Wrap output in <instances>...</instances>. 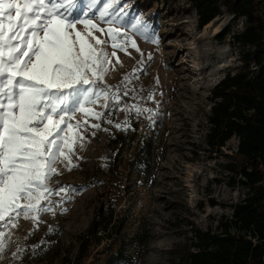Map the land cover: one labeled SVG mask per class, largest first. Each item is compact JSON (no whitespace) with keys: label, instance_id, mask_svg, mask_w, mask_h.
Here are the masks:
<instances>
[{"label":"rangeland","instance_id":"374dc122","mask_svg":"<svg viewBox=\"0 0 264 264\" xmlns=\"http://www.w3.org/2000/svg\"><path fill=\"white\" fill-rule=\"evenodd\" d=\"M133 2L126 0L125 22L143 19L158 43L145 42L130 27L121 29L128 31L140 51L131 47L130 55L117 51L120 63L112 58L114 70L104 83H120L136 69L126 85L129 94L124 96L121 91L119 105L106 112L103 98L91 105L94 111L105 113L101 120L75 114L73 124L87 121L79 130L83 140L71 156V163L78 166L69 171L65 163L58 162L61 174L49 185L68 187V198L54 216L41 215L38 225L22 216L16 226L9 225L0 264H98L111 259L116 250L130 255L131 264H171L169 252L187 240L191 227L215 229L222 216L231 215V205L246 195L241 175L228 168L239 161L235 156L238 137L232 136L219 150L205 140L210 92L227 71L240 64L231 35L242 30L245 18L235 19L222 8L220 15L199 26L186 0H154L149 10L156 14L153 23ZM227 25L231 32L221 38ZM95 35L107 38L99 32ZM146 91L153 93V99L143 103L141 94ZM125 105L151 112L124 111ZM101 194L124 223L113 234L116 242L111 249L97 252L108 243L104 239L91 248L88 257L78 260L79 237L91 222ZM60 199L52 196L53 201ZM137 233L142 237L136 238Z\"/></svg>","mask_w":264,"mask_h":264},{"label":"snow or ice","instance_id":"6c2138e0","mask_svg":"<svg viewBox=\"0 0 264 264\" xmlns=\"http://www.w3.org/2000/svg\"><path fill=\"white\" fill-rule=\"evenodd\" d=\"M125 8L126 0H0V253L7 247L9 225L16 226L21 216L38 225L41 215L54 216L68 198V187L49 185L61 174L58 162L69 171L78 166L71 156L83 140L79 130L87 121L73 124L75 114L101 120L105 113L91 105L103 98L116 107L120 92L129 94L126 85L136 69L117 85L104 83L114 70L112 58L120 63L117 51H140L121 29L130 27L145 42L158 43L143 19L125 22ZM96 32L107 38H98ZM142 99H153V93ZM133 109L137 114L151 112L138 105L124 107ZM54 195L60 201H53Z\"/></svg>","mask_w":264,"mask_h":264},{"label":"trees","instance_id":"16d2710c","mask_svg":"<svg viewBox=\"0 0 264 264\" xmlns=\"http://www.w3.org/2000/svg\"><path fill=\"white\" fill-rule=\"evenodd\" d=\"M131 1V0H130ZM203 26L220 15L222 8L235 19L244 17L242 30L231 35V42L239 49L240 64L225 73L212 88V106L207 115L206 143L219 150L232 136L238 137L236 157L239 161L228 165L241 175L247 188L243 199L232 204V213L222 216L215 229L191 227V235L169 252L171 264H264V0H186ZM133 4L156 22V14L149 11L154 0H134ZM231 32L224 27L221 38ZM114 83L111 85H117ZM107 85V84H106ZM109 85V86H111ZM148 91L141 94L147 100ZM109 107L113 101H106ZM95 210L85 232L79 237L78 260L90 255L91 248L107 239L99 254H104L116 242L124 223L114 213L115 206L103 201ZM211 204H216L211 199ZM141 238L142 233H137ZM143 244H147L145 241ZM111 259L98 264H126L131 256L116 250Z\"/></svg>","mask_w":264,"mask_h":264}]
</instances>
